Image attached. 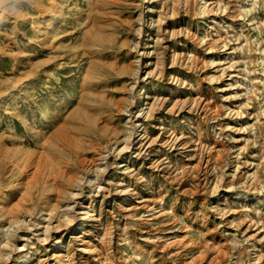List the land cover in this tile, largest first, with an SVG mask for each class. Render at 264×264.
Wrapping results in <instances>:
<instances>
[{
    "label": "rangeland",
    "instance_id": "rangeland-1",
    "mask_svg": "<svg viewBox=\"0 0 264 264\" xmlns=\"http://www.w3.org/2000/svg\"><path fill=\"white\" fill-rule=\"evenodd\" d=\"M0 264H264V0L0 18Z\"/></svg>",
    "mask_w": 264,
    "mask_h": 264
},
{
    "label": "bare ground",
    "instance_id": "bare-ground-1",
    "mask_svg": "<svg viewBox=\"0 0 264 264\" xmlns=\"http://www.w3.org/2000/svg\"><path fill=\"white\" fill-rule=\"evenodd\" d=\"M142 94V92L140 93ZM141 97H139L140 99ZM133 121V120H132ZM140 127H142V124H139ZM124 138V137H123ZM105 147V146H104ZM104 149V148H103ZM101 150V149H100ZM70 151V150H69ZM95 158V157H94ZM98 158V157H97ZM100 159H97V161H99ZM45 161V160H44ZM47 161V160H46ZM95 161V160H94ZM103 161V160H102ZM39 162V160H38ZM100 162V161H99ZM98 162V163H99ZM98 165V164H96ZM47 166V165H46ZM75 165L74 164H66V165H61L59 166L58 168V176L60 177H65L66 175L70 174L69 175V181H70V184L72 186H75V187H79L81 185V182L82 180L85 178V176H88L87 173H88V169L90 168V164L87 162V159L86 157H84L82 160H81V163L79 165V168L78 169H72V167H74ZM26 167V166H25ZM44 167V166H43ZM52 173L51 175L49 176V179L54 183H56V180H57V176H55V172L54 170L52 169L51 170ZM54 173V174H53ZM35 178V177H34ZM60 190V189H59ZM64 193L62 192H59L57 194L58 196V200L62 199L64 197L63 195ZM67 218L70 217V213H67ZM85 222L83 220V224L84 225Z\"/></svg>",
    "mask_w": 264,
    "mask_h": 264
},
{
    "label": "clouds",
    "instance_id": "clouds-1",
    "mask_svg": "<svg viewBox=\"0 0 264 264\" xmlns=\"http://www.w3.org/2000/svg\"><path fill=\"white\" fill-rule=\"evenodd\" d=\"M25 0H0V18L19 14Z\"/></svg>",
    "mask_w": 264,
    "mask_h": 264
}]
</instances>
